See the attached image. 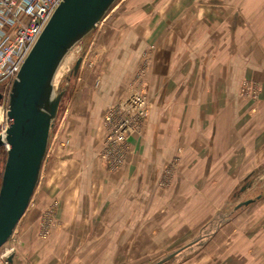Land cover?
I'll use <instances>...</instances> for the list:
<instances>
[{
  "label": "rangeland",
  "instance_id": "rangeland-1",
  "mask_svg": "<svg viewBox=\"0 0 264 264\" xmlns=\"http://www.w3.org/2000/svg\"><path fill=\"white\" fill-rule=\"evenodd\" d=\"M169 1L115 0L62 60L54 83L66 90L50 128L39 179L24 213L0 246V264H8V255L14 264H25L24 254L32 255L30 242L37 251L43 248V264H152L190 242L162 264H264V132L240 135V149L224 156L230 164L222 174L190 172L182 142L171 153L167 142H161L165 149L155 146L152 104L167 94L153 89L148 77L155 45L149 41L131 49V43L142 35L144 40L155 37L153 21L166 17L163 10ZM187 4L197 11L199 5L208 7L209 16L216 15L211 13L215 6H239L229 27L239 23L241 35L255 34V64L251 74H241L238 89L239 101L248 103V116L241 118L246 126L256 103L264 99V77L252 75L264 69V0ZM245 8L249 11L243 12ZM215 25H207V31ZM210 36L208 32L204 45L208 54L216 46ZM125 38H131L132 46L122 45L133 55L116 52L121 46L112 45ZM223 47L225 52L226 44ZM244 52L241 49V55ZM127 69L132 76L122 75ZM9 91L10 85H0L2 137ZM260 123L264 128L263 118ZM118 128L122 139L117 138ZM140 147L143 154L137 157ZM209 149L213 153L205 160L207 170L218 155L214 142ZM5 158L2 144L0 181ZM211 179L223 186L208 182L207 188L199 187ZM247 198L253 201L235 208Z\"/></svg>",
  "mask_w": 264,
  "mask_h": 264
},
{
  "label": "crops",
  "instance_id": "crops-1",
  "mask_svg": "<svg viewBox=\"0 0 264 264\" xmlns=\"http://www.w3.org/2000/svg\"><path fill=\"white\" fill-rule=\"evenodd\" d=\"M197 8L198 11L191 8L187 0L169 1L163 10L166 17L153 21L156 22L153 25L155 37L160 36L161 29L166 30L162 38L144 40L142 35L139 36L141 39L134 38L131 43L133 46L129 43L131 38L116 40L112 45L122 47L115 48L116 52H130L131 55L134 51L123 47L127 43L132 46L131 49L136 45L144 46L149 41L156 47L148 77L151 78L153 89L167 95L152 104L150 124L155 126V146L162 149L164 146L161 142H167L166 150L171 153L178 142H182L185 147L184 156L186 162L188 161L186 166L190 172L196 169L201 173L209 171L222 174L228 169L224 167L230 164L229 159L225 160L224 156L229 157L230 153L234 156L236 154L233 150L240 149V135L248 133L255 137L260 131L264 132V128L259 127L261 118L264 119V99H259L256 103V113L251 114L252 117L249 116L246 126L241 118L248 116L244 112L248 103H241L238 99L241 74H251L255 64V53L252 51L255 44L251 42L255 39L251 35L255 34L248 31L245 35L242 32L241 35L239 23L229 27V24L234 23L231 21L234 20L232 15L240 9L239 6H215L211 11L215 16L207 15L206 6L199 5ZM242 11L248 12L249 9ZM193 13L199 14L193 16ZM210 24H216L215 28L207 31V25ZM144 26L143 24L142 27ZM136 28L137 24L131 27ZM208 32L211 34V44H216L215 52L210 54L205 52L204 46ZM225 44L227 48L224 52ZM208 48L210 47L207 46ZM241 49L246 53L241 55ZM132 73V69H127L122 75L129 77ZM252 75L257 76L256 78L264 77V69L253 72ZM162 134L163 139L160 138ZM209 142H214L218 155L211 168L209 167L210 170H207L205 160L213 153L209 149ZM142 154L140 147L136 155L138 157ZM217 180L201 181L199 187L207 188L210 183V186L221 188L223 182ZM28 249L32 255L28 257L27 253L24 254V263L43 264V248L37 251V245L30 242Z\"/></svg>",
  "mask_w": 264,
  "mask_h": 264
},
{
  "label": "water",
  "instance_id": "water-1",
  "mask_svg": "<svg viewBox=\"0 0 264 264\" xmlns=\"http://www.w3.org/2000/svg\"><path fill=\"white\" fill-rule=\"evenodd\" d=\"M114 1L61 0L10 84L5 135L0 137V145L7 144L0 181V246L24 213L39 179L50 128L66 90L55 86V74L71 48L95 28ZM80 61L81 57L75 60L73 73ZM252 201H239L235 208ZM190 244L152 264H162ZM7 260L14 264L12 256Z\"/></svg>",
  "mask_w": 264,
  "mask_h": 264
},
{
  "label": "built area",
  "instance_id": "built-area-1",
  "mask_svg": "<svg viewBox=\"0 0 264 264\" xmlns=\"http://www.w3.org/2000/svg\"><path fill=\"white\" fill-rule=\"evenodd\" d=\"M60 1L0 0V85L11 84L25 56ZM121 127L122 125L119 128ZM119 128L117 138L122 139Z\"/></svg>",
  "mask_w": 264,
  "mask_h": 264
},
{
  "label": "bare ground",
  "instance_id": "bare-ground-1",
  "mask_svg": "<svg viewBox=\"0 0 264 264\" xmlns=\"http://www.w3.org/2000/svg\"><path fill=\"white\" fill-rule=\"evenodd\" d=\"M0 137L3 138V137L1 136V134H0ZM4 145L6 146L7 144L5 143Z\"/></svg>",
  "mask_w": 264,
  "mask_h": 264
}]
</instances>
